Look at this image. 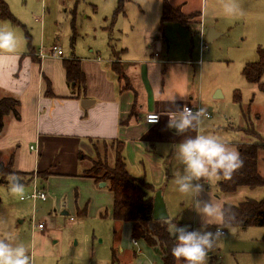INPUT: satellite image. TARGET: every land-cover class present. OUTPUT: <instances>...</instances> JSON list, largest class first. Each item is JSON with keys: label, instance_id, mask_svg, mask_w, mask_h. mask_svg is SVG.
Here are the masks:
<instances>
[{"label": "rangeland", "instance_id": "374dc122", "mask_svg": "<svg viewBox=\"0 0 264 264\" xmlns=\"http://www.w3.org/2000/svg\"><path fill=\"white\" fill-rule=\"evenodd\" d=\"M3 1L18 25L7 21L3 23L17 34V49L22 53L28 52V45L44 50L56 46L64 56L72 51L75 55L85 56L93 48V55L103 58L109 55V42L120 48L138 43L152 51L157 47L155 35L160 34L157 30L161 0H124L123 14H117L114 19L112 17L119 0ZM172 1L176 3L182 0ZM186 1L187 9L201 12L203 35L206 37L213 30L219 36L211 43L204 39L205 47L199 57V25L167 23L163 31L168 40V53L164 57L167 61H190L195 75L200 74L201 88L197 101L201 100L200 107L206 109L210 116L202 125L203 131L209 134L207 130L219 126L221 131L218 137L230 144L237 137L224 130L226 123L231 122L235 126L244 123L245 131L251 133L253 130L261 136L260 132L264 131V92L259 91L256 85L248 84L242 70L246 64L256 62L257 51L264 49V0H239L242 14L236 16L222 14L221 0ZM191 14L192 18L188 21H195L198 12ZM109 27L110 31L107 29ZM111 31V36L115 38L113 40L109 38ZM136 52L133 48L124 53V57L128 58ZM199 58L202 63L200 67L196 65ZM261 83L264 85V78ZM217 91L221 95L219 98L214 97ZM235 92L239 94V103L234 102ZM241 114L248 120H243ZM97 150L111 165L117 151L115 145L99 143ZM84 166L89 168L91 163L86 161ZM259 166L264 173V161ZM178 170H182L179 160L172 165L173 173ZM45 174L47 179L48 173ZM131 174L138 176L137 173ZM175 178L170 185L164 186V191L166 188L172 191L171 198L165 202L169 218H175L178 213L188 215L189 212L185 207L181 209L180 205H190L194 196V193L178 192ZM216 180L210 178L207 181L208 190L212 193L216 190ZM38 183L41 182L38 180ZM23 184L25 198L30 194L32 185ZM5 185L0 184V239L11 236L15 238L14 243H23L27 248V264H110L111 249L118 247L113 231H119L118 245L129 242L122 235L123 224L117 227L111 218V195L106 189L93 191L88 182L57 176L42 184L48 200L33 205L30 201H20L19 197L6 194L3 191ZM263 196L262 188H243L236 194L226 195L224 199L228 204L235 205L244 199L259 201ZM53 200L59 201L60 209H53ZM63 210L68 213L67 216L60 214ZM82 210L85 215L78 216L77 211ZM69 218H73V222ZM38 224H42L43 229L39 230ZM223 231L225 235L209 253L207 264H264L263 228H223ZM132 250L135 252L136 249ZM138 250L136 258L130 257L131 264H137V261L149 264L145 249H142L141 255ZM149 260L158 264L153 253Z\"/></svg>", "mask_w": 264, "mask_h": 264}, {"label": "crops", "instance_id": "0c3cea01", "mask_svg": "<svg viewBox=\"0 0 264 264\" xmlns=\"http://www.w3.org/2000/svg\"><path fill=\"white\" fill-rule=\"evenodd\" d=\"M169 4L172 7H180L184 15L198 12V18L195 21H187L186 24L199 25L201 46L200 32H203L201 12L197 9H187L186 0L176 3L169 0ZM3 22L6 21L0 20V24H4ZM157 32L160 34L155 35L157 47L153 48V51L141 43L120 48L109 42V46L116 52L115 57H112L111 51L103 58L93 55V48L89 49L88 55L85 56L75 55L72 51L70 55L64 56L62 53L61 57L46 56L43 59L37 56L39 47L38 49L32 47L31 52L28 50L24 53L18 51L17 47L11 53L0 51V98L11 96L19 102L18 118L11 115L4 118V128L0 134V164H10L11 171L28 186H31L32 179L29 180L31 174L48 173V181L57 176L74 177L88 182L93 191H98L106 189V185L100 188L99 184H95L91 179L81 177L86 169L84 163L94 155L92 142L121 141L124 145L123 157L128 171L137 173V177H144L154 186L156 193H160L171 224L187 226L189 230L200 229L203 226L206 230L214 231L217 226L204 225L203 219L192 207L193 201L188 206L180 205L181 209L185 207L188 215L178 213L175 218H169L168 215L165 202L171 198L172 191L170 192L169 188L164 191V186L170 185L172 179L176 177V173L172 172V165L178 160L174 145L186 136L197 134L195 131H188L183 136H177L174 129L167 127L168 116L184 105L200 107L201 100L197 101V97L201 88V78L200 74L195 75V70L191 68L192 62L165 59L164 56L168 53L166 33L163 30ZM111 33L112 31L109 38L113 40L115 38ZM211 33L214 35L212 42L219 35L213 30ZM207 36L203 35V42L204 39L207 40ZM133 48L137 50L136 54L125 58L124 53ZM42 51L48 54L49 49L42 48ZM202 54L203 52L199 57ZM70 59L79 61L85 77L84 91L79 86L66 82L63 61ZM199 61L200 58L196 61L198 67L202 66ZM114 63H119L118 67L124 78H119L113 72ZM150 113L159 115L158 124L145 123L144 117ZM242 118L248 120L243 115ZM208 119L210 117L206 120ZM226 124L224 130L234 133L237 137V140L230 143L236 149L242 144L259 141L264 143V131L260 132L261 137L256 131L252 130L251 133L245 131L247 129L244 123L238 126L232 125L231 122ZM220 131L219 126H212L207 130L209 134L216 136ZM79 155L85 156L86 160H79ZM262 161L263 156L259 159L258 171L264 177V173L259 169ZM207 181H200L203 188L198 194L194 193V196L197 195L193 196L194 199L209 201L220 210L224 204L233 205L225 201L226 195L218 192L216 186L218 180L214 193L208 190ZM38 187L43 190L39 183ZM108 193L111 195L109 191ZM52 207L60 209L61 205L59 206V201L53 200ZM60 214L68 215L64 210ZM69 221L73 222V218L72 220L69 218ZM122 235L129 242L121 246L118 245L120 240L115 241L118 246L115 248L117 264H131L130 257L136 258L137 249L140 255L143 254V248L149 264H156L149 260L152 253L156 257V262L162 264L161 256L155 252L157 247H148L142 240L137 241V247L132 244L131 224L123 223ZM124 244L127 247L124 248ZM132 248L136 249L135 252ZM137 264H142V261H137Z\"/></svg>", "mask_w": 264, "mask_h": 264}, {"label": "trees", "instance_id": "16d2710c", "mask_svg": "<svg viewBox=\"0 0 264 264\" xmlns=\"http://www.w3.org/2000/svg\"><path fill=\"white\" fill-rule=\"evenodd\" d=\"M124 0H119L115 8L113 19L117 14H123ZM180 7H172L168 0H161V14L159 20V31H162L165 24L178 22L186 24L193 14L183 15ZM195 16V15H194ZM0 20L7 21L12 25H18L16 19L11 15L7 4L0 0ZM110 30V27L107 28ZM29 40V37L27 36ZM29 43V42H28ZM73 48V37L71 42ZM31 52V47H29ZM112 57H115L113 47L109 46ZM258 60L248 63L242 70V76L248 84L256 85L259 91L264 92V85L261 83L264 78V49L257 51ZM119 63L112 65L113 72L119 77L124 78L122 71L119 69ZM63 67L65 70L66 82L74 84L85 90V77L80 69L79 61L75 59L64 60ZM47 92L49 89L46 90ZM235 92L234 102L239 103L240 97ZM19 102L11 96L0 98V134L4 128V118L14 116L18 118ZM116 147V155L113 156L111 165H108L105 157H101L97 150V144L108 143L107 141L92 142L94 157L87 160L91 163L89 168L84 170L81 177L91 179L95 184L105 183L106 189L112 195L111 218L115 226L120 224H131L132 240H142L155 252L161 256L162 264H175L176 260L172 257L170 249L173 246V238L170 237L168 228L171 221L155 220L153 218L154 195L156 190L144 177L132 175L127 168L123 157V143L121 141H109ZM240 157L243 161L242 166L237 169L231 179L220 178L217 181V190L222 195L234 194L240 188L264 190V177L258 171V162L261 156L264 161V143L258 142L253 144H242L237 147ZM79 160H86L85 156L79 155ZM11 165L0 164V184L7 183L8 174L16 173L11 171ZM38 180L43 184L47 179L45 173H36ZM44 175V176H43ZM30 175V181H31ZM48 176V175H47ZM40 183V185H42ZM221 211L223 212L224 228H241L258 227L264 229V196L261 200L246 199L237 205L224 204ZM78 216H84L85 211H77ZM119 231H113L114 240L119 238ZM115 249H111V264H117Z\"/></svg>", "mask_w": 264, "mask_h": 264}, {"label": "clouds", "instance_id": "9594fccd", "mask_svg": "<svg viewBox=\"0 0 264 264\" xmlns=\"http://www.w3.org/2000/svg\"><path fill=\"white\" fill-rule=\"evenodd\" d=\"M220 9L226 16L242 14L239 0H221ZM17 45V34L10 26L0 24V51L11 53ZM157 119V116H153L148 123H155ZM206 119V109L198 107L193 110L186 105L168 116L167 127L174 129L177 136H183L188 131L197 133L184 137L174 145L176 156L182 165V170L177 171L175 178L176 190L180 193L198 194L203 188L201 180L231 179L232 174L243 164L235 146L203 131L202 125ZM3 191L8 195L23 198L25 185L14 174H8ZM192 207L203 219L204 225L214 224L217 228L215 231H209L202 226L200 229L189 230L187 226L170 224L168 230L173 238L170 251L177 264H207L209 253L224 235L221 227L223 212L219 208L209 201L194 198ZM14 239L11 236L0 239V264H27L26 246L23 243H14Z\"/></svg>", "mask_w": 264, "mask_h": 264}, {"label": "built area", "instance_id": "2783aa9c", "mask_svg": "<svg viewBox=\"0 0 264 264\" xmlns=\"http://www.w3.org/2000/svg\"><path fill=\"white\" fill-rule=\"evenodd\" d=\"M200 39H201V46H200L201 49H200V50L202 51V49L205 47V46L203 45V43H202V42H203V35H202V32H200ZM201 51H200V53H201ZM37 56H38L40 59H43V58H45L46 56H51V57H61V56H62V52H61V50H59L56 46H53V47H51V48L49 49L48 54H45V53L42 51V49H40L39 52H38V54H37ZM199 63H200V61H199ZM186 106L192 108L193 110L196 109V108L191 107L190 105H186ZM153 116H157L158 119H157V121H156L155 123H151V125H156V124H158V123H159V120H160V119H159V115H158V114H154V113L147 114V115L144 117V121H145V123L149 124L148 121H149V119H150L151 117H153ZM209 117H210V116H209V114L207 113V118H209ZM31 185H32V190H31L30 194H28L25 198H20V201H25V200H27V201H30L33 205H34L37 201H42V202L46 201V199H47L46 193L38 187V178H37V174H36V173H34V175H33ZM71 220H72V218H71ZM37 228H38L39 230H41V229H43V225H42V224H38V225H37ZM215 230H216V229H215ZM215 230H214V231H215ZM132 244H133L134 246H136V247L138 246V243H137V241H135V240L132 241ZM139 252H140V251L138 250V253H139Z\"/></svg>", "mask_w": 264, "mask_h": 264}, {"label": "water", "instance_id": "95a60500", "mask_svg": "<svg viewBox=\"0 0 264 264\" xmlns=\"http://www.w3.org/2000/svg\"><path fill=\"white\" fill-rule=\"evenodd\" d=\"M212 31H209L208 36H207V43H210L212 38H213V34L211 33ZM215 98L220 97V93H218V91L215 93ZM83 107V106H82ZM100 188L105 186V183H99L98 185ZM65 214V213H63ZM167 214H166V210L164 208V204L162 202V198L160 196V193L157 192L154 195V205H153V218L155 220H165L167 219Z\"/></svg>", "mask_w": 264, "mask_h": 264}]
</instances>
